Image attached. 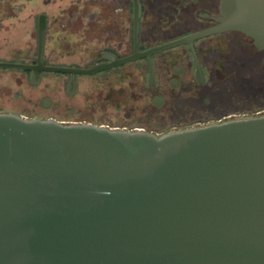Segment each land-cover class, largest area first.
Here are the masks:
<instances>
[{"label": "water", "instance_id": "1", "mask_svg": "<svg viewBox=\"0 0 264 264\" xmlns=\"http://www.w3.org/2000/svg\"><path fill=\"white\" fill-rule=\"evenodd\" d=\"M214 23L138 48L141 0H132V50H102L87 66L44 63L46 15L34 62L1 67L76 75L239 31L264 49V0H219ZM263 58V57H262ZM262 61V60H261ZM0 264H264V109L156 131L0 111Z\"/></svg>", "mask_w": 264, "mask_h": 264}, {"label": "rangeland", "instance_id": "2", "mask_svg": "<svg viewBox=\"0 0 264 264\" xmlns=\"http://www.w3.org/2000/svg\"><path fill=\"white\" fill-rule=\"evenodd\" d=\"M98 1L0 0V60L34 58L41 12L46 15L43 54L47 63L87 66L102 58L105 48L119 55L129 53L132 0L128 6V0H114V5L102 0L103 6ZM141 1L142 43L167 40L160 39L166 35L157 30L159 0ZM195 45L204 67L201 84L194 76L190 50L182 44L154 54L152 88L144 59L93 74L78 73L71 93L68 72L42 71L37 82H31L29 70L0 66V111L163 130L264 109V58L247 36L225 31ZM155 94L160 97L153 98Z\"/></svg>", "mask_w": 264, "mask_h": 264}, {"label": "flooded vegetation", "instance_id": "3", "mask_svg": "<svg viewBox=\"0 0 264 264\" xmlns=\"http://www.w3.org/2000/svg\"><path fill=\"white\" fill-rule=\"evenodd\" d=\"M127 3H129V0L127 1ZM128 5L129 4H127V6ZM218 6H219V0H159V2H158L159 15L158 16L160 17L161 24L157 30L159 33H165L167 40H168V39L183 35L185 33H188L190 31H194V30L206 27V26L215 22V20L213 19V17H211V15H217L219 13ZM140 20H141V18H140ZM193 23L194 24H200V27L199 26H196V27L193 26L194 28L191 27L193 25ZM215 34H218V33H215ZM215 34L207 35L204 37H209V36H212ZM204 37H201L199 39H202ZM199 39L195 40V44H196V41ZM250 41H251V39H250ZM138 42H139V40H138ZM251 43H252V41H251ZM182 45H186L188 47V45L186 43L182 44ZM252 45L254 46L253 43H252ZM188 49L190 50L189 47H188ZM254 49L261 51L262 57L264 58V49H257L255 46H254ZM104 50H109L111 52H114L116 55L121 56L113 48L104 49ZM131 50H132V47H131ZM196 50L198 53V47L197 46H196ZM154 54L152 55V61H153ZM122 55H124V54H122ZM43 57H44V54H43ZM102 59L103 58H99V59H97V61L102 60ZM138 59H144L146 62V66H147V60L145 57H141ZM135 60H137V59H135ZM192 60H193V58H192ZM34 61L35 60L33 58L29 62H34ZM43 61H44V63H47L45 61V59H43ZM94 62H96V61H94ZM128 62H130V61H128ZM124 63H127V62H124ZM124 63H121V64H124ZM193 63H194V61H193ZM121 64H118V65H115V66H112L109 68H116L117 66H119ZM201 64L203 67L202 61H201ZM153 66H154V63H153ZM106 69H108V68H106ZM103 70H105V69H103ZM103 70H100V71H103ZM147 70H148V66H147ZM42 71H45V70H39L38 77H39V73ZM100 71H97V72H100ZM29 72H30V70H29ZM203 72H204V67H203ZM69 75H70V73H69ZM196 82L198 83L197 80H196ZM198 84H201V83H198ZM152 87L153 86H151L149 88H152Z\"/></svg>", "mask_w": 264, "mask_h": 264}, {"label": "trees", "instance_id": "4", "mask_svg": "<svg viewBox=\"0 0 264 264\" xmlns=\"http://www.w3.org/2000/svg\"><path fill=\"white\" fill-rule=\"evenodd\" d=\"M96 2H97V0H95ZM104 1H106V0H104ZM104 1H102V0H99L98 1V3H99V5L100 6H103L104 5ZM112 2V3H111ZM113 2H114V0H108V3L109 4H112V5H114L113 4ZM142 2V1H141ZM129 3H130V0H129ZM128 3V4H129ZM132 4V3H131ZM144 11V5H143V2H142V12ZM140 23H141V20H140ZM160 39H167V37H165V38H160ZM131 42H132V37H131ZM132 44V43H131ZM138 48L139 49H142V48H145V47H147V46H150V45H144L143 43H142V40H141V30H140V33H139V42H138ZM105 49H110V48H105ZM26 70H28V69H26ZM154 97H157V98H159L160 97V95L158 94V95H153V98ZM255 111H257V109H254V111H252V112H255ZM223 116V115H222ZM218 118H221V116L220 117H218ZM218 118H212V119H207L206 121H209V120H215V119H218ZM202 122H205V121H202ZM187 125H191V124H186V125H179V126H174V127H183V126H187ZM170 128H173V127H166L165 129H163V130H168V129H170ZM163 130H156V131H163Z\"/></svg>", "mask_w": 264, "mask_h": 264}]
</instances>
